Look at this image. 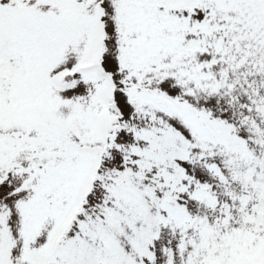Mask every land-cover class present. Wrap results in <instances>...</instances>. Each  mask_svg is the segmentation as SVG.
Masks as SVG:
<instances>
[{
    "label": "snow or ice",
    "instance_id": "obj_1",
    "mask_svg": "<svg viewBox=\"0 0 264 264\" xmlns=\"http://www.w3.org/2000/svg\"><path fill=\"white\" fill-rule=\"evenodd\" d=\"M0 264H264V0H0Z\"/></svg>",
    "mask_w": 264,
    "mask_h": 264
}]
</instances>
